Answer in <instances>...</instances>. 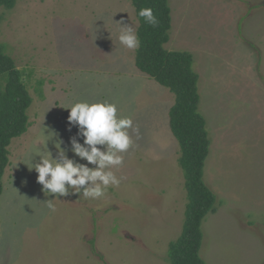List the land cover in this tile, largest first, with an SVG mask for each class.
<instances>
[{
  "label": "rangeland",
  "instance_id": "obj_1",
  "mask_svg": "<svg viewBox=\"0 0 264 264\" xmlns=\"http://www.w3.org/2000/svg\"><path fill=\"white\" fill-rule=\"evenodd\" d=\"M168 5L164 48L193 56L210 140L203 180L216 203L201 225L199 256L205 264H264V0ZM0 14V47L32 98L29 127L8 148L0 264H169L188 202L169 127L174 95L140 72L136 49L117 40L122 19L137 31L131 0H16ZM102 100L139 128V135L129 130L133 145L116 173L121 185L102 200L61 197L52 212L44 202L53 197L23 162L43 127L75 158L69 141L77 128L69 130L66 108Z\"/></svg>",
  "mask_w": 264,
  "mask_h": 264
},
{
  "label": "trees",
  "instance_id": "obj_2",
  "mask_svg": "<svg viewBox=\"0 0 264 264\" xmlns=\"http://www.w3.org/2000/svg\"><path fill=\"white\" fill-rule=\"evenodd\" d=\"M16 0H0V11L11 10ZM138 21L136 34L140 46L135 50V67L174 95L168 119L172 135L179 144V166L184 175L187 204L180 236L167 250L169 264H205L199 256L203 224L215 211L216 196L203 180V169L210 151L206 121L198 112V76L193 70V56L186 51H168L171 11L168 0H131ZM141 8H151L159 21L157 27L139 17ZM2 20L0 14V22ZM0 197L3 175L9 165L8 148L28 127L32 98L20 70L0 47Z\"/></svg>",
  "mask_w": 264,
  "mask_h": 264
},
{
  "label": "clouds",
  "instance_id": "obj_3",
  "mask_svg": "<svg viewBox=\"0 0 264 264\" xmlns=\"http://www.w3.org/2000/svg\"><path fill=\"white\" fill-rule=\"evenodd\" d=\"M138 15L152 27L159 24L151 8H141ZM116 24L119 25L117 40L120 45L128 50L139 48L134 27L126 25L123 19ZM66 110L69 111V130L77 128L76 136L69 141L75 158H69L57 133L43 127L23 162L30 171L38 174L37 183L42 186V191L53 197L44 202L52 212L56 211L55 202L61 201V197L79 195L85 200H102L109 188L120 187L121 178L116 173L124 165V154L133 145L129 130L139 135L133 119L122 115L117 105L107 100L75 101ZM53 140L55 156L48 148ZM36 157H39L38 162H34Z\"/></svg>",
  "mask_w": 264,
  "mask_h": 264
}]
</instances>
